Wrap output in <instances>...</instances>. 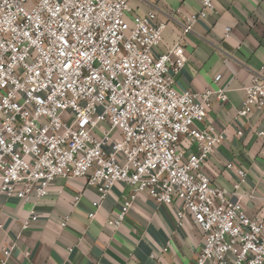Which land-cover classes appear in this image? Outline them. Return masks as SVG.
Instances as JSON below:
<instances>
[{
  "label": "built area",
  "instance_id": "1",
  "mask_svg": "<svg viewBox=\"0 0 264 264\" xmlns=\"http://www.w3.org/2000/svg\"><path fill=\"white\" fill-rule=\"evenodd\" d=\"M130 1L0 0V194L42 198L59 178L86 177L99 188L94 218L115 183L125 182L129 196L107 220L112 228L146 193L176 205L179 226L190 218L203 230L193 264H264V219L206 172L225 138L207 115L214 102L228 101L229 89H178L183 39L155 55L166 22H155V10L130 19ZM201 2L197 12L171 14L179 15L183 35L214 8V0ZM244 90L239 115L262 110L264 69ZM257 135L264 143V127ZM184 138L196 152L187 153ZM225 168L235 172L238 190L247 169L233 161ZM2 254L0 264H15L13 246ZM151 257L162 263L160 254Z\"/></svg>",
  "mask_w": 264,
  "mask_h": 264
},
{
  "label": "crops",
  "instance_id": "2",
  "mask_svg": "<svg viewBox=\"0 0 264 264\" xmlns=\"http://www.w3.org/2000/svg\"><path fill=\"white\" fill-rule=\"evenodd\" d=\"M130 6V19L155 10V22H166L155 55L183 39L187 60L176 78L178 89H229L228 101L223 105L214 102L207 115L225 138L215 148L206 172L215 185L233 190L232 199H240L249 215L259 213L264 219V143L257 135L264 127V107L247 116L238 113L244 87L264 69V0H214V8L186 35L179 15L171 14L177 10L180 15L197 12L201 0H131ZM227 27L232 29L228 37ZM218 75L221 79L216 82ZM181 146L187 153L197 150L186 138ZM230 161L247 169V177L236 191L233 183L237 176L225 168ZM87 180L59 178L42 198L31 195L25 200L0 194V259L3 248L13 246L15 264H155L151 253L162 256L161 264L194 263L204 233L190 218L179 226L176 205L160 204L141 193L123 224L114 229L107 220L128 198L130 186L116 182L96 216L90 218L99 188L87 185ZM79 192L83 193L81 200L73 206V196ZM67 213L71 217L62 228L60 222ZM26 220L28 226L24 227Z\"/></svg>",
  "mask_w": 264,
  "mask_h": 264
}]
</instances>
